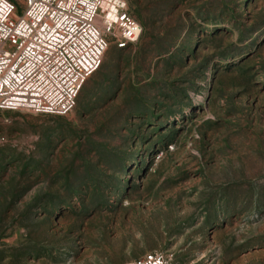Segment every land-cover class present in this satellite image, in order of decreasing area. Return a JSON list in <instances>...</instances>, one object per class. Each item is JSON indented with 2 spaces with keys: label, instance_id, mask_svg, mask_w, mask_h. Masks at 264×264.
Listing matches in <instances>:
<instances>
[{
  "label": "rangeland",
  "instance_id": "374dc122",
  "mask_svg": "<svg viewBox=\"0 0 264 264\" xmlns=\"http://www.w3.org/2000/svg\"><path fill=\"white\" fill-rule=\"evenodd\" d=\"M127 2L71 112L0 110V264H264V0Z\"/></svg>",
  "mask_w": 264,
  "mask_h": 264
},
{
  "label": "built area",
  "instance_id": "2783aa9c",
  "mask_svg": "<svg viewBox=\"0 0 264 264\" xmlns=\"http://www.w3.org/2000/svg\"><path fill=\"white\" fill-rule=\"evenodd\" d=\"M142 31L127 0H0V110L68 114L109 45L129 48ZM125 264L175 262L156 250Z\"/></svg>",
  "mask_w": 264,
  "mask_h": 264
}]
</instances>
